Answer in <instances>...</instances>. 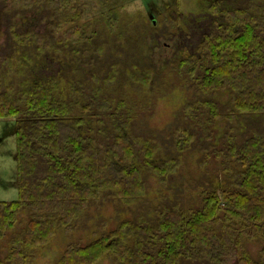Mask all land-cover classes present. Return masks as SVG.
Listing matches in <instances>:
<instances>
[{
    "label": "trees",
    "instance_id": "trees-1",
    "mask_svg": "<svg viewBox=\"0 0 264 264\" xmlns=\"http://www.w3.org/2000/svg\"><path fill=\"white\" fill-rule=\"evenodd\" d=\"M42 6L51 11L52 34L20 33L11 23L10 37L18 46L33 43L36 52L17 60L7 57L0 68V119L17 124L19 194L16 200L0 201V239L15 229L23 208L32 215L29 226L9 241L0 264H30L59 227L71 231L74 223L83 222L91 200L105 192L126 206L138 205L147 195L145 172L168 186L183 168L182 153L192 150L200 134L206 141L203 165L213 160L216 172L225 175L221 192L202 190L187 211L178 203L165 206L156 222L139 210L138 217L120 222L90 244L69 246L59 264H96L106 257L115 264H264V248L255 260L244 244L256 239L264 243V131L255 129L244 138L237 134V116L264 115V4L232 0L224 8L213 5L211 12L224 15V22H214L199 56L187 54L172 66L169 75L196 93L183 110L196 130L175 129L178 154L161 162V146L132 133L124 101L102 100L97 90L94 101L84 103L83 82L67 87L59 80L46 84L27 75L35 58L62 55V47L87 39L78 25L85 15L81 0H0V13L13 21L22 11ZM117 70L115 66L107 78L108 87L115 85ZM128 75L147 87L154 77L152 69L134 68ZM226 91L230 106L210 98ZM76 109L81 110L78 117ZM224 118L229 132L220 147H211L212 128ZM94 119L101 128L111 124V134L85 130Z\"/></svg>",
    "mask_w": 264,
    "mask_h": 264
},
{
    "label": "rangeland",
    "instance_id": "rangeland-1",
    "mask_svg": "<svg viewBox=\"0 0 264 264\" xmlns=\"http://www.w3.org/2000/svg\"><path fill=\"white\" fill-rule=\"evenodd\" d=\"M230 1L81 0L85 15L78 25L84 27L87 39L77 40L68 48L62 47V55L46 53L40 59L35 58L27 75L46 84L59 80L67 87L83 82L87 94L84 103L94 101L97 90H101L102 100L124 101L127 106L123 112H129L131 116L132 133L159 144L161 151L157 160L161 162L166 157L177 156L174 131L191 126L184 119L183 110L196 99L195 91L187 84L181 85L169 72L187 54L200 55L199 47L210 34L214 22L223 23L225 20L222 14L214 15L211 7L218 3L224 8ZM253 1L264 4V0ZM50 13L42 6L22 11L13 21L0 13V68L7 57L17 60L26 52L32 56L36 52L33 43L18 46L10 37L11 23L20 33L51 35L53 20ZM115 66L118 69L116 82L108 87L106 80ZM134 68L153 70L154 77L148 87L131 80L128 73ZM65 90L70 93L69 89ZM210 98L222 106H230L229 91ZM79 115L81 110L76 109L74 116ZM237 125V134L242 138L251 135L255 129L264 131V115H239ZM229 126L227 118L219 121L212 128L214 140L207 144L220 147ZM16 127L15 119H0V201H13L19 195ZM85 127V130L91 128L98 135L102 129L104 134L113 131L111 124L105 123L101 128L96 120ZM190 128L196 130L195 126ZM204 143L205 138L200 134L192 150L182 153L183 168L166 187L155 176L145 172L143 179L147 184V195L138 205L126 206L112 192L103 193L98 200L92 199L84 221L74 223L71 231L59 227L50 243L34 252L30 264H59L69 246L90 244L104 232L115 230L120 222L138 217L139 210L156 222L158 211L165 206L178 203L187 211L196 205L198 193L202 190L211 188L221 192L227 185L225 175L216 172L213 160L209 166L203 165L206 160V151L202 148ZM18 215L15 229L7 231L0 239V259L7 257L8 243L14 234L22 232L30 224L32 215L28 208H23ZM217 229L219 231V227ZM244 244L255 260L261 258L262 240H245ZM96 264H115V261L113 257H106Z\"/></svg>",
    "mask_w": 264,
    "mask_h": 264
},
{
    "label": "crops",
    "instance_id": "crops-1",
    "mask_svg": "<svg viewBox=\"0 0 264 264\" xmlns=\"http://www.w3.org/2000/svg\"><path fill=\"white\" fill-rule=\"evenodd\" d=\"M16 166H17V164H16ZM18 178V177H17Z\"/></svg>",
    "mask_w": 264,
    "mask_h": 264
}]
</instances>
